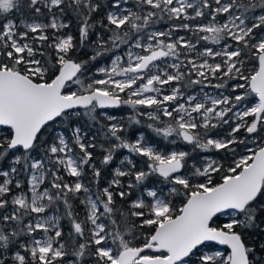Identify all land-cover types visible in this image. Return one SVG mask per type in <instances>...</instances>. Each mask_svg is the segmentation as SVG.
<instances>
[{
	"label": "snow or ice",
	"instance_id": "obj_1",
	"mask_svg": "<svg viewBox=\"0 0 264 264\" xmlns=\"http://www.w3.org/2000/svg\"><path fill=\"white\" fill-rule=\"evenodd\" d=\"M129 2L0 0V264H264V0Z\"/></svg>",
	"mask_w": 264,
	"mask_h": 264
},
{
	"label": "trees",
	"instance_id": "obj_2",
	"mask_svg": "<svg viewBox=\"0 0 264 264\" xmlns=\"http://www.w3.org/2000/svg\"><path fill=\"white\" fill-rule=\"evenodd\" d=\"M130 4L133 7V3H130ZM9 18L13 19L14 22L17 23V24H20L22 20L25 21V22L32 21V17L31 16H23V15H21L18 12H14L12 14H9ZM39 19L42 22H48L46 17H41ZM61 19H63L64 22H67V23L70 24L69 29H67L66 31L71 32L73 35H78V22H77V18L73 14L69 13L67 17H61ZM155 27L156 28H160V29H165V28L168 27V22H161V23L157 24ZM20 30H25V29H23V27H21ZM96 30H100L98 24L96 25V28L94 29V31H96ZM178 34L181 35V34H186V33L185 32H180ZM186 35H190V34H186ZM92 38L95 39V36L93 35ZM213 47H214V45H213ZM89 54H90V52H89ZM109 55H112V54H109ZM85 58H87V57L85 56ZM98 63H99V66H100L102 64L107 63V60L106 59H101ZM249 67H251V66L249 65ZM213 83H216V81H213ZM234 83H236V81H229V85L234 84ZM207 88H210V87H207ZM199 89H200V86H193L188 91L190 93H196ZM216 90L217 91H222V92H225V94H228V92L231 91V88L229 87L227 91H225L224 89H216ZM98 111H107L109 114L116 115L118 118H125V123H127L126 117L131 114V110L128 109L127 107H121L119 109H110V110H98ZM84 119L87 120V117H85ZM101 120L103 122V118H101ZM147 123H148L147 118L143 117L142 118V123L140 125L133 124V125H131L129 127L127 135L129 137H131L132 139H135L136 136L140 132H143L145 134V136L150 141L155 142L159 138L155 137L154 134L147 128ZM98 127H99L98 125L94 126L92 128V132H95ZM57 129L58 130L60 129V125L59 124L57 125ZM226 130L227 129L225 128V129H222V130H219V131H226ZM241 135H243V133H241ZM95 142L97 143L98 147L94 150V154L96 156V159H95L94 162L97 164L98 167H102V166H100L99 161H100V159H102L104 153H103V149L100 148L99 145L100 144H104V147L107 148L108 144L104 141V138H103L102 135L97 136V139H96ZM161 143H163V141H161ZM125 154H129L127 149L118 150L116 152L115 156H114V160H113L112 164L107 166V167H103V171L107 172L108 168H114L116 166H119V162H120V160H122V158L124 157ZM209 155H211L213 158L219 159L220 156L223 155V154L222 153L221 154L210 153ZM136 159L139 160L138 157ZM110 178H111L110 176L104 175L102 177L100 186L101 187L106 186L107 185V181ZM21 179L25 183L27 177L26 176L25 177H21ZM65 179L71 182L75 178L68 177L65 174ZM91 181H92L91 170L86 167L85 175L83 176V182L85 184L90 185L92 191H95V185L91 184ZM124 183H125V187H126L127 178H124ZM48 186L49 185L47 184V187ZM136 195H137V193L134 192L133 195L129 199L130 200L131 199H135ZM84 197H85V194L83 192H81V193L77 194V197L71 198V201H70L72 203V205H73L74 212L79 214V217H78L79 219H84L86 217V215H87V211H86L85 205L80 203V201L82 199H84ZM117 199H119V198H117ZM117 206L118 207L121 206L119 204V202H118ZM58 207H59V211H57V205H53V207L50 208L48 211H52L57 216L60 217V226L63 228V231L65 232V235L67 236V233L71 230V223H70L69 218L64 215L65 208H64V205H63L62 202L59 203ZM222 219H225V218H222ZM216 247H219V246H216ZM224 250L226 251L225 248H224Z\"/></svg>",
	"mask_w": 264,
	"mask_h": 264
},
{
	"label": "rangeland",
	"instance_id": "obj_3",
	"mask_svg": "<svg viewBox=\"0 0 264 264\" xmlns=\"http://www.w3.org/2000/svg\"><path fill=\"white\" fill-rule=\"evenodd\" d=\"M130 3H132V0H130V2H129V7H132L131 6V4ZM30 22H32V21H30ZM30 22H27V23H30ZM181 35H186V34H181ZM214 47H217V46H214ZM106 64V63H105ZM105 64H102V65H100V66H105ZM75 87L76 86H73V90H75ZM204 91H206V92H208L209 94H211V95H213V96H217V95H219V93L220 92H222V91H217L216 89H213V88H204ZM196 93H200V89L196 92ZM127 155H129V154H125L124 156H127ZM124 158V157H123ZM122 158V159H123ZM47 184H48V181L46 180L45 181V184L44 185H42L41 186V190H43L45 187H47ZM23 186H24V188H25V191H27V188H28V185H27V179H26V182L23 184ZM29 195H30V193H29ZM47 214L48 215H56L54 212H52V211H47ZM59 223H60V220H59ZM42 235V234H41ZM218 249H220V250H224V248L223 247H221V246H219V247H217Z\"/></svg>",
	"mask_w": 264,
	"mask_h": 264
},
{
	"label": "water",
	"instance_id": "obj_4",
	"mask_svg": "<svg viewBox=\"0 0 264 264\" xmlns=\"http://www.w3.org/2000/svg\"><path fill=\"white\" fill-rule=\"evenodd\" d=\"M107 110H110V109H107ZM221 247H224V246H221Z\"/></svg>",
	"mask_w": 264,
	"mask_h": 264
}]
</instances>
